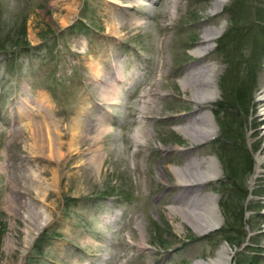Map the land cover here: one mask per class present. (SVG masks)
Wrapping results in <instances>:
<instances>
[{"label": "rangeland", "instance_id": "obj_1", "mask_svg": "<svg viewBox=\"0 0 264 264\" xmlns=\"http://www.w3.org/2000/svg\"><path fill=\"white\" fill-rule=\"evenodd\" d=\"M217 1L0 0V264H194L224 246L264 264V0ZM207 63L218 95L200 104L182 80ZM205 111L210 140L177 129ZM208 157L216 180L178 182ZM210 194L222 222L200 234L172 208ZM32 205L46 223L25 248Z\"/></svg>", "mask_w": 264, "mask_h": 264}, {"label": "bare ground", "instance_id": "obj_2", "mask_svg": "<svg viewBox=\"0 0 264 264\" xmlns=\"http://www.w3.org/2000/svg\"><path fill=\"white\" fill-rule=\"evenodd\" d=\"M223 3L224 0H219L216 2L215 6L219 7ZM223 30L224 25L205 30L203 43L192 49V54L198 58L206 56V54L210 52L214 40L220 36ZM214 70L215 64L207 63L198 67H192L186 72L185 78L182 80V84L185 88H192V97L197 103L206 104L216 99L218 91L213 81L215 75ZM106 84H108V86L107 88L104 87L105 89H102V91H104L102 96H105L106 100L112 101L114 104H118L119 89H116V85L113 86L115 89L111 87L109 82ZM258 100L262 103L260 113L264 116V90L259 95ZM177 129L187 137H191L198 142L210 140L216 133V126L209 111L201 113L198 118L190 123L177 127ZM137 137H139L138 132ZM195 164L198 167L194 170H190L189 168H174L173 171L179 183L184 186L203 184L216 180L221 174L219 162L215 157L197 160L195 161ZM201 164H205V166L202 167ZM200 202L201 204H198L199 206L197 208L195 206L192 209L173 207L172 210L185 215L189 214L190 217L188 221L196 228L198 233L202 234L218 228L221 225L222 216L217 206L215 195L210 194L209 196L204 197ZM33 206L34 205H32L31 212L34 218H27L29 220L24 229L25 248L31 245L34 238L42 230L46 223V211L42 212L41 209H39L40 207L34 208ZM231 257L232 252L230 248L228 246H224L218 251L215 257H210L208 260H197L194 264H232Z\"/></svg>", "mask_w": 264, "mask_h": 264}, {"label": "trees", "instance_id": "obj_3", "mask_svg": "<svg viewBox=\"0 0 264 264\" xmlns=\"http://www.w3.org/2000/svg\"><path fill=\"white\" fill-rule=\"evenodd\" d=\"M22 33H24V32H22ZM252 168H253V165H252V161H251V158H250L249 162L242 168V171L244 172V175L250 174L252 172Z\"/></svg>", "mask_w": 264, "mask_h": 264}]
</instances>
